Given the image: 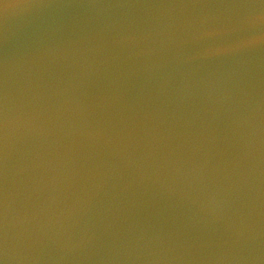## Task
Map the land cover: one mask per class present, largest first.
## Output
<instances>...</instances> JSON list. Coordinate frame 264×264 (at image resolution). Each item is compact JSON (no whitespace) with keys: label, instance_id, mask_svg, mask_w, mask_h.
Returning a JSON list of instances; mask_svg holds the SVG:
<instances>
[{"label":"water","instance_id":"water-1","mask_svg":"<svg viewBox=\"0 0 264 264\" xmlns=\"http://www.w3.org/2000/svg\"><path fill=\"white\" fill-rule=\"evenodd\" d=\"M0 264H264V0H0Z\"/></svg>","mask_w":264,"mask_h":264}]
</instances>
